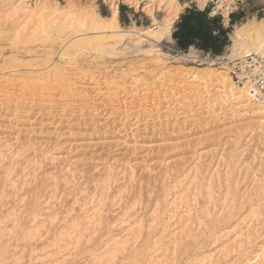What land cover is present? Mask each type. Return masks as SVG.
Returning <instances> with one entry per match:
<instances>
[{
  "label": "rangeland",
  "instance_id": "rangeland-1",
  "mask_svg": "<svg viewBox=\"0 0 264 264\" xmlns=\"http://www.w3.org/2000/svg\"><path fill=\"white\" fill-rule=\"evenodd\" d=\"M49 1L65 11L76 10L73 7L86 11L87 19L95 14L110 17L115 7V31L126 34L119 37L105 31L106 54H98L93 48H100L92 45L87 55L79 52L67 66L56 51L46 55L39 41H12L13 19L2 10L7 0H0V70L14 68L22 75L27 65L48 71L57 63L81 78L116 75L129 86L130 74L138 65V69L144 65L147 71L153 69L147 54L152 41L170 56L167 66L171 68L198 67L204 59L207 67L206 62L216 60L192 50L188 59H179L182 54L173 51L164 30L166 20L172 19L169 0ZM34 2L26 5L32 8ZM174 2L179 13L190 5L198 7L195 0ZM246 2L207 0L205 6L211 5L226 19ZM251 2L255 7L264 5L263 0ZM146 6L151 7V15ZM120 7L126 9L122 22ZM260 14L263 18L264 12H259L247 19L260 20ZM19 23L18 30L22 29ZM87 28L91 29L90 22ZM87 28L84 33L93 37ZM147 29H153L155 37L146 35ZM136 33L142 34L139 39ZM136 41L141 46L131 48ZM157 77L152 73L159 86ZM6 97L0 96V251L5 254L0 253V264H90L92 254L104 257L103 264H132L133 260L146 264L140 252L146 246L153 251L154 241H160L156 248L160 250L150 256L159 264H195L204 257L210 264H264V254L253 259L264 247V192H259L264 182V135L255 131L253 117L239 118L224 111L216 118H201L190 112L194 104L190 114L161 102L157 107L145 104L141 109L135 103L118 110L109 99L103 105L99 101L89 105L78 99L48 104L46 98L27 101L19 96L22 102L19 98L12 102ZM235 144L247 149L243 159L250 172L235 186L238 190ZM165 193L170 194L169 201L175 199L170 207L174 221L166 234L160 232ZM121 247L125 252L120 250L108 260L112 255L108 252ZM27 254L32 255L30 260Z\"/></svg>",
  "mask_w": 264,
  "mask_h": 264
},
{
  "label": "bare ground",
  "instance_id": "bare-ground-1",
  "mask_svg": "<svg viewBox=\"0 0 264 264\" xmlns=\"http://www.w3.org/2000/svg\"><path fill=\"white\" fill-rule=\"evenodd\" d=\"M28 1L29 0H7L5 5L2 7V10L6 14V16L13 19L12 20L13 24L10 27V31L12 33V36H11L12 41L13 40L16 42L17 41L18 42L19 41H26V42L39 41L42 44V48L44 49L46 55H52V53L56 51L57 54H59L60 59L66 60L65 64L67 66L71 65L69 62L73 59L74 56L78 55L79 52L80 54L84 53L86 50L92 47V45H94V47L97 46L98 48H100L99 50L93 48L96 52H98V54L99 53L101 54L102 52L106 54V51H105L106 47L103 46L102 44V42L105 41V39L107 38L106 35H103L105 31H108L110 32V34H114V35L121 34V35H118L119 37H122L126 34L122 31L120 32L115 31V29L118 28L117 21H116L117 10L115 7L112 8V13L110 17L105 18V17L95 14V16H91L90 18L87 19V16H88L87 12L81 11L77 7H73L76 10L65 11V10L60 9L57 5L54 6L53 4H51L50 1L48 2V0H35L34 6L33 7L31 6L32 8H29L26 5ZM125 1L136 2L135 0H125ZM173 1L175 0H169L170 6L172 5L170 8L172 10L171 11L172 19L166 20L167 23L164 27V30L168 36H170L171 26L174 23V21L178 18V14H179V12L177 11V7H178L177 4L175 2L173 4L171 3ZM161 2L162 1H160V3ZM195 2L197 3L198 7L203 8L207 0H195ZM146 12L151 15V7L146 6ZM19 22H22V29L20 30H18V27L21 26V23ZM89 22L91 23V29H88L89 27L87 28V23ZM86 28L88 30L93 31L94 32L93 34L95 35H93V37L86 36V33H84L85 32L84 30H86ZM127 33H131V31H128ZM74 34H77V35L74 37L70 36ZM136 34L139 35L138 39L142 35L138 33ZM145 34L148 36L155 37L153 29H147ZM229 39H230V45L223 59L210 60L209 62H206L207 67H203V63H205V59H204L203 62H200L197 65L198 67H188V68H184V70H178L176 68H173L174 66L172 68L168 67L167 66L169 62L168 60L169 59L171 60L170 56L167 54L161 53L158 49H156L155 46H153L154 45L153 43L155 42L152 41L150 42L149 49L147 50L148 51L147 54L150 58L149 60L151 61L148 63L152 64V65L150 64V66H152L153 69L152 70L149 69V71H147V69L145 70L144 64H143L144 65L143 68L140 65L141 68L139 69L137 68L139 67V65L137 67L135 66L137 69L135 68L133 70V74H130V77H129L130 85L129 86H127L125 84V81L121 79L122 77L118 78L116 75H109L107 77L97 75V76H90V77L88 76L89 78L87 79L81 78L76 73H74L75 71L73 72L68 71L70 69L69 68L67 70L68 67L66 69L63 66L62 67L64 69L60 68L61 66L58 67L57 63L51 64L48 71H43V69H40L39 67L31 65V64L27 65L25 68L26 73L22 75H18L16 73L17 70L14 68H9L8 70H0V96L1 97L8 96V98H10L12 102L18 100L19 96L28 98L27 101L28 100L32 101L33 98H37L43 102L44 98H46L48 100V104H53V103L57 104V102L62 104V101L67 103L69 102L68 100L70 99L72 100L70 102H73V99H76V100L78 99L80 100V102L88 101L89 105L94 104L96 101H99V103L103 105L106 99L107 100L109 99V104H111L114 108L118 110L122 108H126L127 106L135 105V103H136L135 106H138V108L141 107V109H142V106L145 104L146 105L149 104V106L155 105L154 107H157V105L160 104L161 102L162 104H165L167 106L166 108H170V109L172 108L174 110L175 108L177 110L182 108L185 110L184 113H186V111L189 112V109H191L190 105L194 104L192 106V108L194 109L191 110L190 112L193 111L196 114L198 113L197 115H199L201 118H206V117L216 118L219 115L225 114L224 111L225 112L231 111L232 113L237 114V116L239 115V118L243 116L253 117L256 121L254 122L255 125L253 124L254 127H256L254 128L255 131L259 130L260 134L263 136L264 135V100L253 101L248 96L247 91L244 87H241L235 84L234 81L230 77L229 68L227 64L239 58H247V57L254 58L255 55L264 56V15H263V18H261L260 20L247 19L246 21H243L242 23L235 25L229 36ZM134 43L135 44H133L132 46L130 45L131 48L132 47L136 48V47L141 46L140 45L141 41H138V42L136 41ZM111 48L113 47L111 46ZM120 48L123 49V46ZM126 48H129V47L127 46ZM93 49H90V50H93ZM112 51L113 49L111 50V52ZM122 51L125 52V48ZM179 56L181 57V58L179 57V59H182V60L188 59L187 54H182ZM221 61H224L225 63L222 64ZM196 62L197 61H195V63ZM214 65H220V66L218 68H210ZM145 72L149 75V77L144 75ZM140 73H143V74L140 75ZM152 73L158 74L157 81H159V84H160L159 86L157 82L154 81V79L152 81ZM135 75H138L139 78L135 77ZM124 78L126 77L124 76ZM160 89L165 90L167 94L164 95V93H162ZM93 93H96L95 96L96 97L99 96L101 100H95V96H92ZM153 99H157V101L154 102ZM22 100L23 99H21V102ZM253 121H251V123ZM235 145L236 146H235L234 151L236 152V154L234 157L235 158L234 168L239 169L238 170L239 176L237 175V179H235L236 185H234V187L235 186L237 187L239 185V182L241 181L240 179L243 178L242 180L244 181V179L246 178L247 171L249 170V166L243 159L244 154L246 153L247 149H244L242 146H238L237 144ZM255 158H256V155L252 154L251 159H255ZM259 187H260L259 192L263 193L264 192V182ZM169 195H170L169 193H165L164 195L165 209L162 213V217H163L162 221H163L164 226L161 227V230H160L161 233H165L166 231H168L171 221L173 219V216H172L173 214L170 212V207L171 205L175 203L174 202L175 199L174 201H169L167 199ZM262 196L264 197V195ZM177 200L178 199H176V201ZM28 235L30 236V233ZM173 235L175 237V234ZM30 241H32V237ZM4 244L2 245L4 246ZM159 245H161L160 241H154L152 244V247H155V249L153 251L152 249H149V246H146L144 247L142 252H140V256H142V259L146 264L161 263V261L155 262L154 260H152V257L150 256L151 254L157 253L160 250V248L156 249L157 247H159ZM175 246H177L176 243H175ZM261 248L263 250L264 247H261ZM109 249H112V248H109ZM117 249H119V251L114 249V251L112 250V252H108L109 254H112L108 260L110 261L113 260L115 256L117 255V253L121 252L120 250H123V247L117 248ZM149 250H151L152 252L151 251L149 252ZM262 250L260 253H256L255 255L253 254L254 260H257V258L258 259L261 258V255L264 254V251ZM123 252L125 251L123 250ZM238 252H241V251H238ZM0 253L1 255L4 254V253L2 254V251H0ZM31 256L32 255H29L28 259ZM149 256L151 257V259L149 258ZM247 257L248 256H246V259ZM91 258L92 260L90 264H103L104 263V259H103L104 257H97L95 256V254H92ZM204 258L200 261L197 260L195 264H206V261L208 259L207 258L204 259ZM146 260L148 261L146 262ZM248 261H250V259ZM28 262L30 263V261ZM210 262L211 261H209V264ZM190 263L193 264L194 262L192 261ZM132 264H137V261L133 260Z\"/></svg>",
  "mask_w": 264,
  "mask_h": 264
},
{
  "label": "trees",
  "instance_id": "trees-1",
  "mask_svg": "<svg viewBox=\"0 0 264 264\" xmlns=\"http://www.w3.org/2000/svg\"><path fill=\"white\" fill-rule=\"evenodd\" d=\"M246 3L251 0H246ZM125 7L119 8L120 22L123 20ZM257 14L264 12V5L257 7ZM253 14L249 9H244L241 3L236 11L228 15V24L225 26L223 16L214 13L211 5L207 4L203 9L195 5L185 7L178 18L172 24L171 48L174 52L187 54L190 50L217 58L227 53L230 45L229 36L235 25L245 21L249 15ZM260 14L258 17H261ZM257 18V19H260Z\"/></svg>",
  "mask_w": 264,
  "mask_h": 264
},
{
  "label": "built area",
  "instance_id": "built-area-1",
  "mask_svg": "<svg viewBox=\"0 0 264 264\" xmlns=\"http://www.w3.org/2000/svg\"><path fill=\"white\" fill-rule=\"evenodd\" d=\"M203 56L208 57L209 55ZM223 58L221 56L214 59ZM227 65L230 77L235 84L244 87L253 101L264 100V56L239 58Z\"/></svg>",
  "mask_w": 264,
  "mask_h": 264
},
{
  "label": "crops",
  "instance_id": "crops-1",
  "mask_svg": "<svg viewBox=\"0 0 264 264\" xmlns=\"http://www.w3.org/2000/svg\"><path fill=\"white\" fill-rule=\"evenodd\" d=\"M243 4V3H242ZM241 4V5H242ZM243 6V8L245 9L246 8V6L248 7V9L250 10V11H252V13H257V7H255V5L252 3V2H249V3H246V5H242ZM187 7H189V6H187ZM205 7V6H204ZM203 7V8H204ZM199 9H203V8H200V7H198ZM247 9V8H246ZM215 13V12H214ZM224 18V17H223ZM228 17L225 19L224 18V23H225V26L228 24ZM171 29H172V27H171ZM170 35H171V30H170ZM169 37V43H170V45H172V41H171V38H170V36H168Z\"/></svg>",
  "mask_w": 264,
  "mask_h": 264
}]
</instances>
